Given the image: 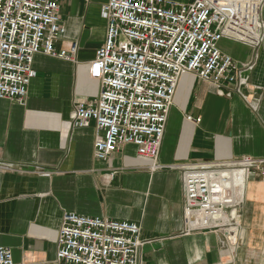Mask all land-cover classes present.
Returning a JSON list of instances; mask_svg holds the SVG:
<instances>
[{"label": "crops", "instance_id": "crops-1", "mask_svg": "<svg viewBox=\"0 0 264 264\" xmlns=\"http://www.w3.org/2000/svg\"><path fill=\"white\" fill-rule=\"evenodd\" d=\"M109 0H59L65 34L58 50L78 43L76 62L38 54L36 77L23 102L0 99V247L19 264H57L66 212L141 227L143 264H264V183L246 182L236 257L223 251L219 231L188 232L182 172L172 166L264 158V43L254 51L231 40L220 49L237 65H253L248 84L231 97L208 81L184 75L171 108L159 163L125 146L106 161L95 157L96 129L72 126L74 105L100 91L89 65L106 41L102 6ZM191 4L195 0H172ZM264 21V8L262 10ZM192 117L193 119H189Z\"/></svg>", "mask_w": 264, "mask_h": 264}, {"label": "built area", "instance_id": "built-area-1", "mask_svg": "<svg viewBox=\"0 0 264 264\" xmlns=\"http://www.w3.org/2000/svg\"><path fill=\"white\" fill-rule=\"evenodd\" d=\"M59 0H0V99L23 102L38 54L76 62L78 43L58 50L65 34ZM264 0H109L101 14L107 24L105 44L89 65L100 91L91 102L74 105L72 126L95 124V157L106 161L125 146L158 162L171 108L184 75L212 83L220 96L230 86L248 84L241 69L219 47L222 40L254 51L264 43ZM193 119L192 117H188ZM182 172L184 220L188 232L219 231L221 247L236 257L241 239V205L246 182L264 183V158L244 156L229 161L172 166ZM141 227L130 221L66 212L57 241V264H143ZM0 264L15 262L0 247ZM221 264V263H215Z\"/></svg>", "mask_w": 264, "mask_h": 264}]
</instances>
